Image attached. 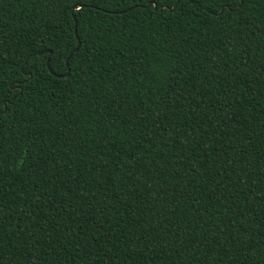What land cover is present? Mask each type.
Instances as JSON below:
<instances>
[{"label":"trees","instance_id":"obj_1","mask_svg":"<svg viewBox=\"0 0 264 264\" xmlns=\"http://www.w3.org/2000/svg\"><path fill=\"white\" fill-rule=\"evenodd\" d=\"M0 264H264V0H0Z\"/></svg>","mask_w":264,"mask_h":264},{"label":"water","instance_id":"obj_2","mask_svg":"<svg viewBox=\"0 0 264 264\" xmlns=\"http://www.w3.org/2000/svg\"><path fill=\"white\" fill-rule=\"evenodd\" d=\"M151 3H153V2H151ZM155 6H156V3H155ZM75 30H76V32H77V30H78V25H77V21H76V27H75ZM80 45H81V41L79 40V43H78V46L75 48V50L73 51V52H75V51H78L79 50V48H80ZM52 52V51H51ZM72 52V53H73ZM72 53H70V55L68 56V58H67V60H66V65H67V67L69 66V62H70V59H71V57H72ZM70 58V59H69ZM48 66L50 67V65L48 64ZM70 72H71V70L69 71V67H68V71H67V73L65 74V75H68V74H70ZM56 76H64V75H62V74H57V73H54Z\"/></svg>","mask_w":264,"mask_h":264},{"label":"snow or ice","instance_id":"obj_3","mask_svg":"<svg viewBox=\"0 0 264 264\" xmlns=\"http://www.w3.org/2000/svg\"><path fill=\"white\" fill-rule=\"evenodd\" d=\"M72 55H75V53H72ZM70 59V58H69ZM69 71L71 70V63L69 62Z\"/></svg>","mask_w":264,"mask_h":264}]
</instances>
